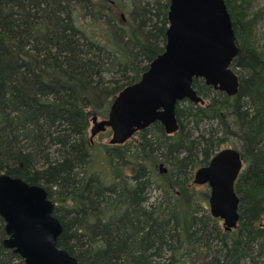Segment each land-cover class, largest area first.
Wrapping results in <instances>:
<instances>
[{
    "label": "trees",
    "instance_id": "16d2710c",
    "mask_svg": "<svg viewBox=\"0 0 264 264\" xmlns=\"http://www.w3.org/2000/svg\"><path fill=\"white\" fill-rule=\"evenodd\" d=\"M48 1L10 2L13 10H25L28 19L40 29L50 30L55 38L53 46L33 50L41 67L39 74L29 75L15 68L13 55L22 58L24 44L9 36L0 39V42L10 43L8 58L0 60V94L8 88L22 100L30 99L35 125L47 134L62 133L67 142L50 155L28 144L17 148V125L0 112V174L22 180L27 176L30 185L45 190L68 175L92 151L87 132L90 117L87 107L106 91L102 77L105 70L110 66L118 71L128 67L131 72L128 85H132L139 81L153 60L139 48H134L128 58L126 26L113 18L105 22L108 0H56V9L42 16L49 6ZM234 1L224 0V3L236 36L240 23L234 16ZM86 15L94 16L92 24L102 22L111 28L104 32L94 25L88 30H79L74 22ZM131 31L129 29L130 34ZM232 68L239 79L237 94L224 101L216 124L202 136L198 166L206 165L226 139L238 142L243 168L235 183L239 198L237 228L227 232L220 220L211 217L206 203L209 194L198 195L192 179L188 178L179 182L176 189L164 188V199L147 216L137 237L140 244L137 252L133 253L132 241L122 231L124 219L111 216L92 225L88 232H78L81 235L78 241H61L59 237V249L65 250L79 264H133L135 261L143 264H264V227L259 225L264 219V55L242 48ZM202 86L203 82L193 81L197 94ZM178 107L179 103L175 112ZM71 134L75 138H71ZM180 138L178 133L171 137L163 131L159 148H165L169 156L170 142ZM84 182L83 194L74 206L76 216L78 211L89 212L96 198L92 176L89 174ZM142 185L140 178L127 190L124 201L131 205L137 203ZM89 189L93 191V198L86 202Z\"/></svg>",
    "mask_w": 264,
    "mask_h": 264
},
{
    "label": "rangeland",
    "instance_id": "374dc122",
    "mask_svg": "<svg viewBox=\"0 0 264 264\" xmlns=\"http://www.w3.org/2000/svg\"><path fill=\"white\" fill-rule=\"evenodd\" d=\"M55 1H48L49 6L42 12V16L56 9ZM108 1V6L105 5L106 9L108 8L105 22H111L110 18H113L118 24L126 26L124 35L129 44L126 46L128 58L132 56L134 48H139L151 59L164 51V35L168 28L164 14L168 12V0ZM10 2L11 0H0V39L9 36L15 42L24 44L22 58L13 55V64L22 73L39 74L41 67L34 57L33 50L53 46L55 38L50 30L40 29L35 22L28 19L25 10L19 12L13 10ZM233 5L236 7L234 16L240 23L235 33L238 52L242 48L252 49L264 55V0L234 1ZM93 21L94 16L86 15L75 21L74 26L85 31L90 26L96 25L92 24ZM96 26L104 32L111 28L110 25L106 27L102 22ZM129 29L132 30L131 34ZM8 48L10 43L5 40L0 42V60L8 58ZM110 61L114 62L113 59ZM112 68L113 66H110L108 71L106 69L102 76L106 82L105 93L87 107L90 113L88 137L92 126L91 117L97 114L107 116L109 102L129 86L128 78L131 74L129 68H120L119 71ZM199 95L204 100L203 105L192 104L189 101L179 103L175 117L178 125L177 133L181 138L178 139L179 142L176 140L170 142L169 156H166L165 148H159L163 127L158 123L146 130L138 131L124 146L118 148L109 144L111 135L105 133L92 139L90 142L92 151L80 165L72 169L68 175L62 176L56 183L50 184L47 190L44 189L48 200L54 205L53 216L62 226L61 241H78L81 237L78 232H88L92 225L105 217H120L124 219L122 231L132 241L131 250L133 253L139 250L137 237L147 216L164 199V188L170 186L176 189L179 182L192 179V170L201 163L199 156L201 138L216 124L217 113L226 100L221 92L213 91L205 85L202 86ZM24 99L26 100H22V97H18L8 88L0 94V112L8 116L9 120L17 125L19 131L16 136V147L21 148L24 144H28L48 155L63 148L67 144L66 138L59 132L53 131L49 134L45 132V134L40 130L35 125L30 99ZM101 119L104 118L98 120ZM71 135V138H75L73 134ZM174 135L175 133L169 136L174 137ZM225 148L240 150L238 142L234 139H226L221 150ZM129 161L133 162L132 166H129ZM160 164H163L166 173H159ZM89 174L93 178L96 198L89 212L78 211L76 216L74 206L83 194L84 181ZM140 178L143 185L139 201L133 205L126 203L124 196L127 190ZM23 180L29 182L27 176ZM194 191L200 196L209 194L207 186H195ZM88 194L86 202L93 198L92 189L88 190ZM259 225L264 227V219ZM4 227L5 224L0 217V264H24L17 254L4 247L3 242L7 239L6 234L4 235ZM133 264L143 263L135 261Z\"/></svg>",
    "mask_w": 264,
    "mask_h": 264
},
{
    "label": "water",
    "instance_id": "95a60500",
    "mask_svg": "<svg viewBox=\"0 0 264 264\" xmlns=\"http://www.w3.org/2000/svg\"><path fill=\"white\" fill-rule=\"evenodd\" d=\"M164 51L156 56L138 82L124 88L105 119L92 116L90 139L110 129L112 146H122L138 131L158 123L165 135L177 132L176 105L202 102L192 88L202 80L215 90L237 93V77L230 70L238 54L230 15L224 0H168ZM243 161L235 148L219 150L192 177L193 186H207L208 211L225 231L237 228L239 198L235 183ZM163 165L159 173H165ZM54 205L44 188L0 174V217L6 249L24 264H79L57 247L62 232L53 216Z\"/></svg>",
    "mask_w": 264,
    "mask_h": 264
},
{
    "label": "flooded vegetation",
    "instance_id": "af4514ba",
    "mask_svg": "<svg viewBox=\"0 0 264 264\" xmlns=\"http://www.w3.org/2000/svg\"><path fill=\"white\" fill-rule=\"evenodd\" d=\"M230 70L232 71V73L237 77V84H238V86H239V79H238V75H237V73H236V71L232 68V64H231V66H230ZM194 81V80H193ZM197 81H200V82H203V84L205 85V83H204V81H202V80H197ZM193 84V83H192ZM205 86H207V85H205ZM238 86H237V91H238ZM207 87H210V89L211 90H213V91H218V90H215L213 87H211V86H207ZM193 88V87H192ZM194 89V88H193ZM195 90V89H194ZM196 91V90H195ZM219 92H221L223 95H225V97H226V99L227 100H229V99H231V98H233L234 96H236V94L235 95H233V96H230L227 92H224V91H219ZM199 97H200V95L199 94H197ZM201 98V100H202V102H199V103H197V104H199V105H203V103H204V100H203V98L202 97H200ZM111 103H112V101L110 102V105H111ZM110 105H109V107H110ZM109 109V108H108ZM176 109V108H175ZM96 117H97V121H101V120H98L99 118H106L107 116H98V114L97 115H95ZM92 118V117H91ZM91 122V121H90ZM157 124V123H156ZM91 125H92V122H91ZM144 130H146V129H144ZM141 131H143V130H141ZM89 133V132H88ZM105 133H107L108 134V136H110L111 135V133H110V129L109 128H107L106 129V131L105 132H103V133H100V134H98L97 136H99V135H104ZM175 134H177V132L175 133ZM96 136V137H97ZM168 136V135H167ZM88 139H89V142H91L92 140L90 139V136L88 137ZM126 144V143H125ZM132 163L133 162H131V161H129V166H132ZM160 165H163V164H160ZM159 165V166H160ZM159 166H158V169H159ZM198 168H200V166H197L196 168H194L193 170H192V177H193V174H194V172L198 169ZM165 169V168H164ZM166 170V169H165ZM167 172V170L165 171V173ZM164 174V173H163ZM128 177H130V176H128Z\"/></svg>",
    "mask_w": 264,
    "mask_h": 264
}]
</instances>
